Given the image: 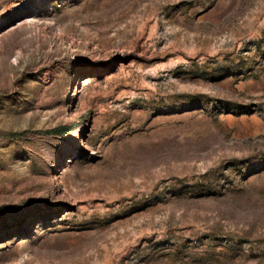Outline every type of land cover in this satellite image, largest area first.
Wrapping results in <instances>:
<instances>
[{
    "label": "rangeland",
    "instance_id": "1",
    "mask_svg": "<svg viewBox=\"0 0 264 264\" xmlns=\"http://www.w3.org/2000/svg\"><path fill=\"white\" fill-rule=\"evenodd\" d=\"M0 264H264V0H0Z\"/></svg>",
    "mask_w": 264,
    "mask_h": 264
},
{
    "label": "trees",
    "instance_id": "2",
    "mask_svg": "<svg viewBox=\"0 0 264 264\" xmlns=\"http://www.w3.org/2000/svg\"><path fill=\"white\" fill-rule=\"evenodd\" d=\"M68 130V128L66 127H59V128H56L54 130H52L53 133H66Z\"/></svg>",
    "mask_w": 264,
    "mask_h": 264
}]
</instances>
